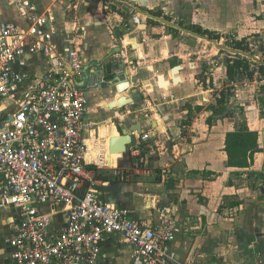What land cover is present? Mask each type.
Masks as SVG:
<instances>
[{
    "label": "crops",
    "instance_id": "obj_1",
    "mask_svg": "<svg viewBox=\"0 0 264 264\" xmlns=\"http://www.w3.org/2000/svg\"><path fill=\"white\" fill-rule=\"evenodd\" d=\"M26 1L39 12L53 10L58 37H77L76 49L84 70L92 68V73L93 65L113 54L110 61L126 65L130 88L123 93L103 90L100 84L83 89L88 99V118L93 123L88 136V169L103 183L99 187L101 201L126 210L139 223H155L159 219L157 209L173 205L178 232L171 249L181 264H254L259 254L264 256V195L260 193L264 189L252 191L247 187L249 169L228 167L225 140L233 131L203 125L198 129L184 127L185 133L175 127L188 109H201L207 103L210 108L217 106L221 97L217 94L218 98L210 102L212 90L205 87L207 78H201L205 63L209 64L217 51L209 47L205 37L188 28L200 26L221 36L232 31L237 41L246 42L251 58H264V0H258L256 9L251 0H242L239 10L233 7L227 17L219 7L221 0H69L63 5L57 0ZM229 1L236 6L237 0ZM158 11L161 14H151ZM132 12H138L140 23L127 21ZM237 16L243 20L238 25ZM255 16H261L259 25L252 22ZM3 22H25L19 8L7 0H0ZM127 35L137 39L142 49L128 45ZM29 59L32 75L41 76L47 59L42 55ZM219 65L214 81L218 85V80H228L225 63ZM176 67L180 71L173 77ZM219 72H223L222 79ZM160 77L168 83L167 88L161 87ZM176 77L179 83H175ZM82 79L83 74L77 82ZM243 87L253 89L254 84ZM244 88L236 98L251 122L254 102ZM122 97L133 102L122 109H108L107 105ZM116 120L143 124L142 134H133L131 158L112 156L110 152ZM145 134L150 135L149 140L142 141ZM158 139L161 143L156 142ZM137 146L141 153L135 156ZM170 167L175 171H167ZM117 171L123 177H118ZM86 190L84 187L82 192ZM235 199L237 202L227 205ZM43 211L52 215V232L65 225L64 206L49 203ZM17 218L16 209L0 210V264H14L9 240ZM101 251L98 264H132L131 249L119 235H106Z\"/></svg>",
    "mask_w": 264,
    "mask_h": 264
},
{
    "label": "built area",
    "instance_id": "obj_2",
    "mask_svg": "<svg viewBox=\"0 0 264 264\" xmlns=\"http://www.w3.org/2000/svg\"><path fill=\"white\" fill-rule=\"evenodd\" d=\"M7 1L25 21L0 23V210L18 212L9 240L14 264H98L106 235L122 238L132 264H181L171 249L178 232L173 205L157 209L155 223H139L100 199L103 183L88 169L93 123L86 92L77 86L85 67L77 37H58L52 9L39 12L26 0ZM127 21L140 23L138 12ZM38 55L47 68L35 77L29 58ZM140 153L137 146L133 154ZM49 203L67 213L56 232L52 215L43 211ZM254 264H264V256Z\"/></svg>",
    "mask_w": 264,
    "mask_h": 264
},
{
    "label": "rangeland",
    "instance_id": "obj_3",
    "mask_svg": "<svg viewBox=\"0 0 264 264\" xmlns=\"http://www.w3.org/2000/svg\"><path fill=\"white\" fill-rule=\"evenodd\" d=\"M257 2L258 0H251V5L254 9H256ZM239 6H242V0L239 1L237 0L236 6L235 4L232 5L231 1L228 2V0H221L219 5L225 17H227L228 14H231V10L233 9V7L237 8L238 11ZM238 17L240 16L236 17L237 25L243 22V20L239 19ZM260 17L255 16V18L252 19V22L259 25ZM253 29L255 30L257 29V27L256 28L254 27ZM233 34L234 33L232 31L229 33L228 32L224 33L223 39H221L219 42L216 40L209 39L208 37H205V42L207 41L209 47L215 49L217 51V54L214 59L212 58V61H209L210 62L209 64H207V62L205 63L204 72H203V74L205 73L204 74L205 76L204 75L201 76L202 79L207 78L206 86H205L206 89L210 90L209 88H211L212 90L209 94L210 102L213 100V97L217 99L219 94H222L223 92L227 93L230 91L229 93L231 97H230L229 105H226L224 110L221 111L220 114L218 115H214L212 113L210 108V103L201 106V109H199L200 106H195V110L188 109L187 112H185V114L181 116L175 127H181L185 133L187 130H184V127H196V129H198V127H201L203 125H205L206 127H222L223 129H225V131L230 132V131L238 130L243 124L249 125V123H251L253 130L259 133L261 153L256 155L255 164L253 165L252 168L249 169L248 172H246L251 178L248 179V183L246 185L248 188H251L252 191H259L261 189H264L263 187L264 186L263 185L264 182V79L260 81L261 74L259 71V67L258 65H256V63L257 62L263 63L264 58L263 57L259 58L256 56L257 59H253L248 55V53L242 52V56L248 57L252 61L251 62L252 67L255 69L254 79L251 80L250 78H247L246 80H243V77H241L236 82H234V85L230 84L229 80L227 81L218 80L219 85L215 84L214 82L215 72L216 69L221 66L219 64H223L227 58L234 57L236 54L239 53L238 51H235L233 48H231V42H229V39L234 37ZM253 37L256 38L257 34H253ZM216 42H218V44H216ZM212 44H214V46ZM205 45H207V43H205ZM257 55L260 56L259 53ZM223 71L225 72V70ZM222 73L223 72H219V77H221V79L223 77ZM252 82L254 84L253 89L243 87L245 86V84L248 83L251 84ZM160 85L162 88L168 87V83L166 81L164 82L163 79L161 80ZM242 88H244L245 91L250 93V98L252 102H254L251 122L247 121L245 117L244 108L240 105V102L236 98V95L238 94L239 91H241ZM217 94L218 96H216ZM209 121H211V123L208 126L207 124L209 123ZM194 124L196 125L194 126ZM174 139L175 138L171 136V140ZM156 142L161 143V140L158 139ZM115 155H117V153H114V155L112 154V156ZM169 170L171 172L175 171L173 170V167L167 169V171ZM260 180L263 181L262 184ZM242 185L243 183H241L239 186ZM260 193L264 195L263 191L262 192L260 191ZM261 201L264 202V197L261 198ZM232 202H237V200L235 199L233 201H229L227 205L229 206Z\"/></svg>",
    "mask_w": 264,
    "mask_h": 264
},
{
    "label": "trees",
    "instance_id": "obj_4",
    "mask_svg": "<svg viewBox=\"0 0 264 264\" xmlns=\"http://www.w3.org/2000/svg\"><path fill=\"white\" fill-rule=\"evenodd\" d=\"M151 14L159 15L161 13L158 11L151 12ZM188 29L195 34L208 37L209 39L216 40L218 42L223 39V36L215 32L205 30L200 26H190ZM245 43L246 42L244 41L236 40L231 43V48L238 52L242 51L245 53H251ZM251 62L250 58L244 57L239 53L234 57L227 58L224 63L227 69L228 80L236 82L241 77H243V79L248 77L253 80L255 77V69L252 67ZM256 65L259 67L261 81L264 79V62H257ZM229 92H223L220 95L221 97L218 99L217 106L211 107V111L214 115H218L224 110L231 97ZM210 123L211 121H209L208 124L210 125ZM259 137V133L251 130L247 124H243L238 130L228 133L225 140V152L228 157V167L238 170L252 168L255 164L256 155L261 153Z\"/></svg>",
    "mask_w": 264,
    "mask_h": 264
},
{
    "label": "water",
    "instance_id": "obj_5",
    "mask_svg": "<svg viewBox=\"0 0 264 264\" xmlns=\"http://www.w3.org/2000/svg\"><path fill=\"white\" fill-rule=\"evenodd\" d=\"M125 41L128 45L132 46L135 49L142 48V45L138 43L137 39L130 38L129 35L125 36ZM115 54L107 57L100 63L93 65L95 71L90 73V69L87 68L83 71V79L81 82L77 83V86L81 89H86V87H93L96 84L101 85V89L110 90L113 89L118 93H123L130 88V77L126 73V65L123 61H110V59ZM180 67H176L172 70V75L178 74ZM163 77H160V82ZM164 80V79H163ZM89 81V84H88ZM175 83H179L180 79L176 77L174 79ZM165 82V81H164ZM132 99L127 97H122L118 101H114L107 105L108 109H122L127 105L132 103ZM119 133V136L112 137L110 142V152L111 153H121L123 158H131V153L129 151V146L133 144L134 135L133 134H142L143 124L138 122L135 124H129L128 122L119 123L117 120L114 122Z\"/></svg>",
    "mask_w": 264,
    "mask_h": 264
},
{
    "label": "bare ground",
    "instance_id": "obj_6",
    "mask_svg": "<svg viewBox=\"0 0 264 264\" xmlns=\"http://www.w3.org/2000/svg\"><path fill=\"white\" fill-rule=\"evenodd\" d=\"M140 49H142L141 47H140ZM112 135H113V137H117L118 136V131H117V129L114 127L113 129H112ZM114 155V154H113ZM117 155L120 157L122 154L120 153H117ZM89 162V161H88Z\"/></svg>",
    "mask_w": 264,
    "mask_h": 264
}]
</instances>
